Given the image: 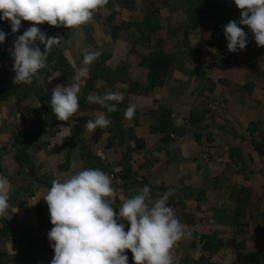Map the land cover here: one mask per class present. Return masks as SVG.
Masks as SVG:
<instances>
[{
  "label": "rangeland",
  "instance_id": "374dc122",
  "mask_svg": "<svg viewBox=\"0 0 264 264\" xmlns=\"http://www.w3.org/2000/svg\"><path fill=\"white\" fill-rule=\"evenodd\" d=\"M119 1L110 0L111 9L102 8L101 18L96 19L93 16L89 23L79 28L69 29L60 26V28L56 27V29H45L48 30V32H45L47 36L63 37L56 49L68 62L69 67H66L68 68L67 70H72L62 74L59 69H56V71L50 68L40 70L35 75V78L38 84L46 89L45 91L49 89L47 86H52L54 89L57 85L67 86L73 83V77L82 66L85 49L101 53V56L93 64L89 65V71L92 66L102 62L103 59L105 60L103 61V66H107L110 69H115L126 60L130 47L129 40L133 38L131 37L132 33L122 30L118 31L114 40L111 37L112 31L105 26L106 16L112 13L115 22L119 25L120 23L131 24L140 18L141 9L143 8L141 3L143 1L126 0L124 2L122 0V5H120ZM212 2L228 12L238 9L234 0H212ZM184 9L185 4L182 0H170V6L163 13L164 18L169 19L171 24L182 22ZM26 22L29 23V26L22 21L20 30L17 33H13L12 39H6L5 42L0 44V52H12L17 37L22 35L27 28L33 26V22ZM228 22L230 21L228 20ZM6 26L11 29L9 22H6ZM36 26L41 29V24ZM130 29H132V32L135 31V28ZM242 29L245 31L248 41L245 49L238 50L235 53L230 52L227 49V40L221 37L222 43L217 47L220 49L219 57L215 58L216 54L213 52L205 53L202 58L203 61H201V67H196L195 64H188L193 72L190 77L181 71H175L172 80L163 89L159 88L162 90L157 92L153 90L146 95H141L137 90H132L128 83L105 85L102 81H97L95 89L91 93L103 96L106 93L122 92L125 99L120 104L126 107L131 104L136 105V110L139 112V114L137 112L136 117L139 118L140 123L135 124L133 119L127 120L126 118L122 121L120 132L124 136L126 135L127 138L130 134L142 137L147 135V132H149L147 112L159 105H166L172 112L174 124L186 129L185 135L181 138H175V142L172 144L174 148H178L181 151L182 158L180 160L166 161L164 153L161 152L155 155L150 153V160L153 164L148 165V169L139 170L135 168L133 163V171L146 178L150 185L148 187L150 188L151 202L158 200L166 193H170L169 197L172 194L183 195L181 190L184 186H190L193 190L192 193L194 195L192 197L181 196L177 200L180 206L171 207L176 217L182 224L186 225V231L190 233L172 248L171 254L174 264H232V255L227 249H221L217 254L213 255L204 254L200 250L201 245L198 235L214 231L224 233L223 236H219L221 240L223 237L232 238L234 236L239 240L245 241V252L247 253L264 252V146L262 154H259L256 150L258 147L257 143L260 142L257 135H254L255 139L251 140L246 132L247 126L251 121H261L263 126L260 129L264 128V78L258 72H253L251 67L252 50L258 46L254 35L247 26ZM134 33L135 37H138L136 32ZM193 41L196 43V39H193ZM37 44L41 49L45 46L39 44V41H37ZM1 62L2 60L0 59V64ZM53 73H60L61 77L59 79L55 78L49 83L48 78ZM143 77L144 74L141 71L134 70L135 79L143 80ZM86 80L81 84L80 97L87 94V90L82 88ZM249 82L254 84V87L251 88L252 92L246 86ZM201 83L212 89L207 98H205L207 92L203 96L198 97V93L195 91L196 86L201 85ZM18 105H21V102ZM17 108L19 113L18 126L19 128L22 127L19 130L27 129L31 119L34 118V115H28V112L32 114L33 107L31 106L30 109L25 110L26 112L23 111L22 107V110L19 106ZM193 111H195L197 118L203 122L191 126L186 120ZM22 112L27 115L23 117ZM79 113L84 115L80 116V118L78 117L83 121V127L90 119H95L100 114L95 110ZM38 114L36 115L38 116ZM3 120L5 119L3 118ZM7 127L8 125L5 124L6 130ZM57 133L48 135V139L54 140L53 144L36 147L31 152L34 161V172L46 181H53L54 179L63 181L83 170L76 152L77 149H74L73 144L70 143H68L69 146L66 149L72 154V164L68 170L59 169V166L64 164L63 160L66 150L63 149L62 141L59 155H55L56 151L53 148L54 146L58 147V142L55 140ZM81 133L90 140L92 152L109 163L110 172H118L119 168L115 165L120 158L117 149L112 147L108 152L103 151V144L107 143L106 139L109 136L106 128H98L91 133L86 131L84 127ZM196 135H201V138L198 139ZM0 146H2L0 148H5V145ZM232 148L237 149L238 154L245 163L246 169H242L239 160L236 167L230 164L228 156ZM10 150L11 148L8 151ZM106 157L110 160L114 159V157L118 159L114 163L109 162ZM11 161L12 155H6L2 159V163L11 168L9 176L12 175L13 180L17 182L24 181L21 176L14 175L15 170L12 167L14 163L12 164ZM220 173L222 175L221 178L225 179V181L220 180L221 184L219 185L222 187L220 186L221 190L218 191L212 184L211 179ZM28 175L27 173L24 177L28 179ZM31 180L24 181L25 185L31 184ZM113 181L120 183L119 178H113ZM164 182L165 186L162 187L161 183ZM112 186L114 193L109 199L112 204V199L121 198L120 202L122 204L117 207V209H120L125 199L122 192L114 184ZM233 186H242L248 190L254 189V194L251 193V197L248 196V198L250 197V200H254L255 207H247V214L251 213L252 218L244 221V224L247 225L246 228H239L237 231L230 223L213 224L212 222V209L214 207L221 209L224 216L230 215L233 204L229 198V193ZM169 187L172 189L169 190ZM257 188H259L258 192L256 191ZM10 190L13 191L12 186ZM33 190L32 196L28 195L30 192L28 190L20 191L19 195L13 198L14 200L9 201V208L5 216L0 218V220H6L8 223L13 222L21 226L20 234H13L7 239L0 237V248L11 256L12 264H51L55 255V253L49 251H54L51 246L54 242L49 241V232L46 229L37 228L38 218L35 213L36 208L40 206L42 210L50 214L48 205L43 198L47 194L45 191L47 188L46 186L37 187L36 185ZM187 194L188 192L185 193V195ZM149 206H151V203H149ZM21 236L24 237L25 241L18 246L17 242L20 240L18 237L21 238ZM260 260V264H264V253Z\"/></svg>",
  "mask_w": 264,
  "mask_h": 264
},
{
  "label": "trees",
  "instance_id": "16d2710c",
  "mask_svg": "<svg viewBox=\"0 0 264 264\" xmlns=\"http://www.w3.org/2000/svg\"><path fill=\"white\" fill-rule=\"evenodd\" d=\"M124 2L126 0H123ZM143 8L141 9V15L138 20L134 22L125 23L120 25L115 22L114 15L111 13L106 16L105 26L112 31L111 37L115 40L116 33L118 31H128L131 34L132 39L129 40L128 56L126 60L119 64L115 69H110L107 66H103L105 61L96 63L91 67L89 71L90 78H87L82 88L87 90V94L83 95L79 99V109L77 113L82 111L95 110L100 114L106 115L111 121L108 128H106L109 134L106 139L107 143L103 147V151L110 150L115 147L119 153V160L117 162L118 172H110L109 163L103 160L101 157L96 156L92 152L90 140L86 135H83L81 131L84 130L82 124H74L70 128L69 137L63 140V149L65 151L64 164L59 166V169L68 170L72 164V154L67 151L68 143L73 144L74 149H77V155L82 164L83 170L89 168H97L110 177L112 176V184H114L124 199L134 197L143 188V186H149L148 181L143 176H140L138 172L133 171V163L135 168L139 170L147 169L148 165L153 163L150 160V153L159 154L164 153L166 161H177L182 158L181 151L178 148H174L172 144L175 142V138H181L185 135L186 129L174 124L172 119V112L166 105H159L155 109H151L147 112L149 117L148 134L150 138L146 136H137L130 134L127 138L120 132L122 127V121L124 120V110L126 106L119 104L118 111L108 112L107 108L95 104L89 103L87 97L94 91L97 81H102L106 84L114 83H128L132 90H137L139 94L146 95L149 92L165 87L169 81L172 80L173 73L175 71H181L185 75L189 76L193 73L190 69V65L195 64L196 67H201V61L203 56L207 52H213L216 57H219L220 49L217 48L220 45L221 37L226 39L224 35V28L229 21H235L241 28L246 25H240L239 20L241 18V9H237L232 12H228L221 6L213 4L212 0H182L185 4L183 11L184 19L182 22L171 24L169 19L164 18V11L170 6V0H142ZM122 5V0L119 1ZM132 5V4H131ZM129 5V6H131ZM106 8L111 9V2L108 0ZM102 9V8H101ZM101 9H98L94 13L96 19L101 18ZM217 13V14H216ZM131 26V27H130ZM49 27V28H48ZM60 28V27H58ZM135 28L138 37H135V33L132 29ZM43 32H48L45 29H56L55 26H50L47 22L41 24ZM45 30V31H44ZM51 31V30H49ZM61 31V30H59ZM196 39V43L193 41ZM45 48V47H44ZM44 48L41 50L43 51ZM254 51V52H253ZM256 52V54H254ZM0 102H6L12 98L21 100V102L37 103L39 110V117L37 119L32 118L31 123L27 129L17 130L12 133L11 150L6 148H0V175L13 179V176H9L11 168L2 163V159L6 155H12L11 163H14L13 169L14 175L21 176L24 181L32 179L31 184L25 185L24 181L14 182L12 184L11 193H9V201L19 195L20 191L28 190L29 196L33 195V187L46 186L47 190L51 188L52 181H46L34 172V161L31 156L32 146L39 142L40 138L44 135H54L59 132L60 128L67 124L66 121L57 120L51 107L52 86H47L49 89L45 91L44 87L40 86L35 78L31 84H15L14 77L15 72L12 69L14 60L11 52H0ZM69 67L68 62L58 52L56 46L50 51L48 55V63L45 69L50 68L53 71L59 69L62 73L70 72L67 70ZM251 67L253 72H258L259 75L264 78V46H256L252 50ZM134 70H139L144 74L143 80H137L134 78ZM40 72V71H39ZM60 74V73H59ZM60 74V75H61ZM61 76L57 77L59 79ZM197 85L195 91L198 93V97L203 96L205 92V98L212 89L202 85ZM247 88L254 87L252 82H249ZM250 94V92H249ZM137 110L133 120L135 124H139V118L137 116ZM191 112L186 122L191 125H198L202 123V120L197 118V115ZM76 113V114H77ZM99 114V115H100ZM139 114V112H138ZM27 121V120H25ZM261 121L249 122L246 132L250 136L251 140H254V135L260 142L257 143V152L262 154V148L264 146V128ZM153 135V137H151ZM198 139L201 135H196ZM128 139V140H126ZM256 143V142H254ZM150 145V147H149ZM237 149L232 148L229 153L230 164L234 167L238 166V160L242 169H246L245 163L241 156L238 154ZM236 158V160H235ZM252 161V158H251ZM140 163V164H138ZM137 166V167H136ZM10 168V169H9ZM29 174V178H25L24 175ZM112 174V175H111ZM139 174V175H138ZM222 175L217 174L211 181L214 187L221 190V178ZM113 178L120 179V183L113 181ZM222 181V182H224ZM167 185V184H166ZM161 186H165V182L161 183ZM221 186V187H220ZM169 190L172 188L169 187ZM254 189L248 190L245 187L233 186L230 189L229 198L233 204V208L230 215L227 216L222 213L219 208L214 207L212 209L213 224L230 223L235 227L237 231L239 228H246L244 224L246 220L252 218L251 213L247 214V207L254 206V200H250L251 193ZM259 188L256 189L258 192ZM192 188L184 186L180 194H172L168 198L167 204L170 207L176 208L180 206L177 202L181 196L190 198L192 195ZM188 192L187 195L185 193ZM181 193V194H182ZM248 196H250L248 198ZM111 206L116 212L121 206V198L112 199ZM255 207V206H254ZM250 208V207H249ZM197 209V208H196ZM36 216L38 218V228L46 229L49 232L54 225L51 224L50 219L45 215L44 210L40 206L36 208ZM118 220L123 221V218L117 217ZM190 224L189 221H187ZM0 237L4 239L9 238L13 234H20V225L16 223H8L6 220H0ZM129 225L126 224L125 231L128 230ZM224 233L219 231L210 232L208 234H199L200 250L204 254H217L221 249H227L230 251L233 262L232 264H260L261 256L264 252L260 251L256 254L245 252L246 242L239 240L236 237L232 238L223 237L221 240L219 236H223ZM197 236V234H196ZM18 246L24 242V237H18ZM54 253L53 250H49ZM125 254L128 255V264H134L132 253L130 250H126ZM0 264H12L11 256L0 248Z\"/></svg>",
  "mask_w": 264,
  "mask_h": 264
},
{
  "label": "clouds",
  "instance_id": "9594fccd",
  "mask_svg": "<svg viewBox=\"0 0 264 264\" xmlns=\"http://www.w3.org/2000/svg\"><path fill=\"white\" fill-rule=\"evenodd\" d=\"M107 3L108 0H0V20L10 23L12 33L20 30L22 21L33 22L14 42L13 82L31 84L33 77L47 66L50 51L61 43L63 37L47 36L36 25L47 22L55 27L79 28ZM234 3L242 10L239 24L250 29L258 46H264V0H234ZM6 35L0 29V44L5 42ZM224 35L230 52L246 48V33L237 22L230 21ZM37 41L45 45L43 51ZM84 52L73 83L57 85L52 90L51 107L59 121H72L80 107L81 84L90 78L89 65L101 56L99 51ZM59 76V73L50 75L49 83ZM124 99L122 92L87 97L89 103L102 105L110 113L118 111ZM135 113V104L124 110L127 120H132ZM110 123L106 115L100 114L84 127L93 133ZM9 188L7 178L0 175V218L9 208ZM113 193L112 177L97 168L82 170L63 181H52L43 197L54 225L48 233L49 241L54 242L51 264H128L126 250L131 251L134 264H174L172 248L190 233L168 206L170 193L151 202L150 188L144 186L134 197L126 199L118 212L109 199Z\"/></svg>",
  "mask_w": 264,
  "mask_h": 264
},
{
  "label": "crops",
  "instance_id": "0c3cea01",
  "mask_svg": "<svg viewBox=\"0 0 264 264\" xmlns=\"http://www.w3.org/2000/svg\"><path fill=\"white\" fill-rule=\"evenodd\" d=\"M6 22L7 21H3V20H0V29H3L6 33H7V35H6V39H9V40H11L12 39V36H13V33L11 32V29H9V28H7V26H6ZM24 23H25V25H27V26H29V23L28 22H26V21H24ZM5 39V40H6ZM45 47V46H44ZM42 49H43V47H42ZM41 49V50H42ZM164 88V87H163ZM162 88V89H163ZM162 89H155V91L154 92H157V91H159V90H162ZM19 102H21V100H18V99H15V98H12V99H10V100H8V101H6V102H0V145H5L4 147L7 149V150H9L10 148H11V134L14 132V131H17V130H19V129H21V128H19V126H18V122H17V120H18V116H19V113H18V106H19V108L21 109V107H22V109H23V111H25V110H28V109H30V107L32 106L33 108V111H32V114L31 113H29L28 112V115H34V118L35 119H37L38 117H39V110H38V104L37 103H32V101H29V102H21V105H18L19 104ZM21 109V110H22ZM26 112V111H25ZM39 113V114H38ZM36 114H38V116L36 115ZM22 115H23V117H25L27 114H25L24 112H22ZM83 114H81V113H77V114H75V116L72 118V121H66L67 122V124L65 125V126H63V127H61L60 128V130H59V132L57 133V136L55 137V140H57V142H58V147L56 148V146H54V150L56 151L55 152V155L56 154H58L59 153V151H60V145H61V142L65 139V138H67V137H69V135H70V128H71V126L72 125H74V124H83V121H81L79 118H80V116H82ZM84 116V115H83ZM79 117V118H78ZM3 118L5 119V120H3ZM27 118V117H26ZM19 121V120H18ZM17 122V123H16ZM74 122V123H73ZM14 123H16V125H14ZM5 124H7L8 125V127H7V130H6V128H5ZM146 137H149V135H148V132H147V135H146ZM54 143V140L52 141L51 139H48V135H44V136H42L41 138H40V140H39V142H37V143H35L32 147V149H31V152L33 151V150H35L36 149V147L37 148H39V147H41V146H46L47 144H48V146L50 145V144H53ZM105 144L106 143H104L103 145L105 146ZM103 146V147H104ZM0 147H2V146H0ZM57 149V150H56ZM109 150H107V152H108ZM48 152H50V150H48ZM106 152V151H105ZM110 153H111V151H110ZM59 155V154H58ZM107 159H108V161L109 162H114L115 163V161H117V159L118 158H116V157H114V159H112V160H110L108 157H106ZM117 164V162L115 163V165ZM113 166H114V164H113ZM137 167V166H136ZM133 168H134V166H133ZM138 168V167H137ZM114 169V168H113ZM147 169H148V167H147ZM117 170V169H116ZM142 170H145V169H142ZM12 176V175H11ZM7 178V180L9 181V184H11V183H14V182H16L17 183V181H15V180H13V179H10V178H8V177H6ZM12 186V184L10 185V187ZM9 190H10V188H9ZM46 191V190H45ZM9 193H11V190L9 191ZM46 193H47V191H46ZM34 212H35V210H34ZM44 212H45V214H46V216H47V218H49L50 219V214L49 213H47V211H45L44 210ZM36 213V212H35ZM37 228H38V226H37ZM37 228H35V230H37ZM17 239V238H16Z\"/></svg>",
  "mask_w": 264,
  "mask_h": 264
}]
</instances>
